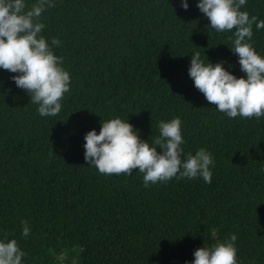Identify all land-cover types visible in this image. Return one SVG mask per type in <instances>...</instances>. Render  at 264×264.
I'll list each match as a JSON object with an SVG mask.
<instances>
[{"label":"trees","instance_id":"16d2710c","mask_svg":"<svg viewBox=\"0 0 264 264\" xmlns=\"http://www.w3.org/2000/svg\"><path fill=\"white\" fill-rule=\"evenodd\" d=\"M51 2L41 35L63 58L70 91L59 114L42 117L11 79L19 74L0 68V241H17L22 264H192L197 249L236 235L238 264H264V117L229 118L189 76L199 52L246 78L230 50L235 30L212 29L199 0L188 10L181 0ZM241 11L264 20V0ZM251 43L264 58V29L253 25ZM176 117L182 160L212 154L210 184L145 187L138 169L103 175L85 161L84 138L101 122L128 121L151 144L159 122Z\"/></svg>","mask_w":264,"mask_h":264},{"label":"clouds","instance_id":"9594fccd","mask_svg":"<svg viewBox=\"0 0 264 264\" xmlns=\"http://www.w3.org/2000/svg\"><path fill=\"white\" fill-rule=\"evenodd\" d=\"M247 0H199L197 8L210 21L217 33L234 31L229 36L230 50L238 56L240 69L246 78H237L223 67L224 62L204 63L197 52L191 56L189 76L194 86L229 118L264 117V58L257 54L253 44V25L264 29V20L257 21L241 7ZM54 6L51 0H37L27 7L26 0H0V68L19 75L11 79L26 90L30 102L39 105L40 116H56L61 112V101L70 91V74L62 67L63 58L57 57L41 35L45 25L40 22L43 12ZM181 7L188 10L187 0ZM52 39L53 46H59ZM231 67V65H229ZM181 119L176 117L158 124L159 136L148 142L139 138L138 131L121 118L101 122L99 134L95 130L85 136V161L103 175L126 174L138 169L143 174L144 186L166 183L173 178L202 177L211 183L214 165L212 154L199 149L182 160L184 143ZM161 149L158 152L157 149ZM22 235L30 234L27 221H22ZM236 235L211 247L194 252L192 264H238ZM25 253L15 239L0 241V264H22Z\"/></svg>","mask_w":264,"mask_h":264}]
</instances>
